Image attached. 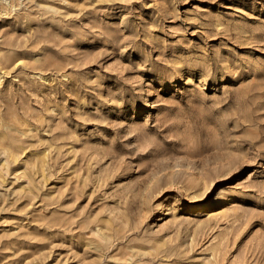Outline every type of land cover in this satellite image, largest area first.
<instances>
[{
    "label": "rangeland",
    "instance_id": "374dc122",
    "mask_svg": "<svg viewBox=\"0 0 264 264\" xmlns=\"http://www.w3.org/2000/svg\"><path fill=\"white\" fill-rule=\"evenodd\" d=\"M0 264H264V0H0Z\"/></svg>",
    "mask_w": 264,
    "mask_h": 264
}]
</instances>
